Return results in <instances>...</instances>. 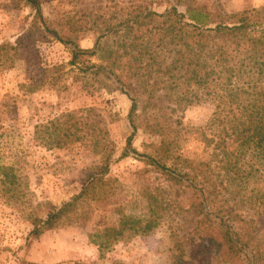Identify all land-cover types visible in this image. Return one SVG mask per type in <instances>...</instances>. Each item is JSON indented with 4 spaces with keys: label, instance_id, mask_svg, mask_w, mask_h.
<instances>
[{
    "label": "rangeland",
    "instance_id": "374dc122",
    "mask_svg": "<svg viewBox=\"0 0 264 264\" xmlns=\"http://www.w3.org/2000/svg\"><path fill=\"white\" fill-rule=\"evenodd\" d=\"M39 1L50 28L97 53L71 64L72 46L45 33L26 0H0V44L16 45L24 36L26 50V57L0 67V157L22 175L24 192L10 202L0 200V264H229L211 243L210 234L221 240V233L206 230L192 205L193 191L145 156L122 157L132 134L134 148L163 163L164 131L180 140L183 156L208 162L199 164L207 169L203 174L213 172L215 183L223 182L217 184L222 206L253 218L254 234L264 235V212L250 210L245 202L247 187L259 185V174L226 190V164L214 159L213 145L205 143L215 110L207 94L209 79L204 84L201 68L192 73L194 66L177 70L175 78L164 73V37L169 42L177 30L167 33L164 18L156 17L115 33L138 0ZM160 2L148 8L162 13L169 6ZM194 4L218 15L217 21L233 22L237 18L229 16L246 12L248 22L264 23V0ZM168 48L172 56L181 43ZM94 64L109 71L95 73ZM132 98L137 103L133 121ZM178 102L190 104L182 108ZM109 153L107 178L114 184L109 196L86 203L87 211L72 222L30 237L27 216L44 218L51 206L69 200ZM251 165L240 167L250 174ZM107 228L117 232L102 249L92 233Z\"/></svg>",
    "mask_w": 264,
    "mask_h": 264
},
{
    "label": "trees",
    "instance_id": "16d2710c",
    "mask_svg": "<svg viewBox=\"0 0 264 264\" xmlns=\"http://www.w3.org/2000/svg\"><path fill=\"white\" fill-rule=\"evenodd\" d=\"M26 1L34 8L35 20L44 28L45 33H53L59 41L72 46L71 64H75L83 54L93 56L97 53L96 49L82 50L73 40L65 39L57 30L50 28L39 0ZM160 1L162 0H138L129 16L120 20L114 31L119 33L123 27L141 25L143 20L156 17L164 18L167 33L177 30L170 36L171 41L165 42L164 37V73L168 72L170 77L175 78L177 70H188L194 66L192 73H196L198 67L201 68L204 84L209 79L211 88L207 94L215 104V110L211 121L213 131L210 137L205 136V143L213 145L214 159L226 164L229 174L227 179L230 180L229 184H225L226 190L232 187L231 184H239L241 180L248 181L247 177L254 172L259 174V185L256 182L248 185L250 192L245 202L250 210L264 212V23L248 22L246 12L229 16L230 19L237 18L233 22L223 19L217 21L218 15L197 6L194 0H167L169 7L162 13L148 8V3L160 4ZM172 1L176 3L173 4ZM180 5H184L185 10H180ZM24 43L25 37L21 36L16 45L0 44V67H6L15 58L25 56ZM170 43H181V48L172 56L168 55L169 51H174L168 48ZM34 50L37 51L36 48L33 49V55ZM166 57L168 59L165 61ZM91 67L98 74L109 71L104 65L94 64ZM116 79L123 86L127 84L120 77ZM166 81L168 80L164 81V85ZM194 97L198 99L197 94ZM132 100L133 121L137 103L134 98ZM189 104L178 102L182 108ZM133 138L134 134L129 136L122 157L131 154L145 156L148 163H155L171 179L186 184L193 191L192 205L202 215L206 230L207 227H212L221 233V240L210 234L211 243L226 262L264 264V235L254 234L257 224L253 218L245 219L242 213H234L228 209L229 206H222L221 200L217 199L220 193L217 184L223 185V182L215 183L216 175L209 172L206 176L203 171L207 169L199 165L208 162L183 156L180 153L181 141L167 131H164V163L159 158L141 154L133 147ZM106 148L108 144L103 145L104 151ZM111 164V154H105L101 164L88 175L81 190L69 200L59 206H51L44 218L29 214L27 217L33 225L29 236L38 238L63 221L72 222L76 216L87 211L86 203L109 196L114 186L112 180L107 178ZM240 164H253L248 167L250 174H246L244 171L248 169H242ZM200 176L203 177V182L199 179ZM21 178L22 175L17 173L16 168L2 162L0 157V200L10 202L21 195ZM116 232L107 228L104 231L96 230L92 236L96 238L99 247L105 249L115 240Z\"/></svg>",
    "mask_w": 264,
    "mask_h": 264
}]
</instances>
